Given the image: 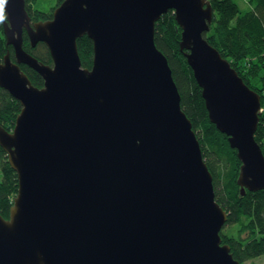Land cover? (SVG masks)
<instances>
[{
    "label": "water",
    "instance_id": "95a60500",
    "mask_svg": "<svg viewBox=\"0 0 264 264\" xmlns=\"http://www.w3.org/2000/svg\"><path fill=\"white\" fill-rule=\"evenodd\" d=\"M2 7L14 60L8 51L0 61V86L21 109L11 130L0 125L18 179L9 218L0 215V264H240L222 243L226 210L154 43L156 21L173 9L209 121L241 162L240 193L264 189L260 95L203 37L210 1L62 0L32 23L25 0ZM24 30L51 64L25 51ZM83 35L90 68L78 54Z\"/></svg>",
    "mask_w": 264,
    "mask_h": 264
},
{
    "label": "trees",
    "instance_id": "16d2710c",
    "mask_svg": "<svg viewBox=\"0 0 264 264\" xmlns=\"http://www.w3.org/2000/svg\"><path fill=\"white\" fill-rule=\"evenodd\" d=\"M34 0H25L32 21L52 17L49 11H31ZM62 0H57L60 4ZM213 9L209 30L203 37L225 57L243 81L260 94L261 111L255 131V140L264 155V0H247L253 8L242 10L234 0H209ZM55 6V7H56ZM163 14L154 26V43L166 56L173 79L180 93V106L192 123L199 141L202 156L211 174L216 201L226 210L227 220L223 227L230 234L220 232L222 243L230 246L233 257L240 264L264 255V189L245 190L240 193L236 180L240 160L236 150L230 147L228 137L209 121L201 87L180 50L181 28L174 14ZM4 15V11H3ZM5 16V15H4ZM23 48L44 63L51 64L50 52L44 42L30 47L27 32L22 33ZM77 49L83 67L90 68L93 59V43L88 36L77 38ZM13 55V47L7 44L4 19L0 22V61L6 52ZM36 86L43 79L33 69L20 64ZM20 103L0 86V125L7 130L14 126ZM0 213L7 215L16 193L18 179L7 161L6 151L0 146ZM246 243L245 246H242ZM264 264V263H263Z\"/></svg>",
    "mask_w": 264,
    "mask_h": 264
},
{
    "label": "rangeland",
    "instance_id": "374dc122",
    "mask_svg": "<svg viewBox=\"0 0 264 264\" xmlns=\"http://www.w3.org/2000/svg\"><path fill=\"white\" fill-rule=\"evenodd\" d=\"M240 7V9L242 10H247V9H250V8H253V6L247 1V0H234ZM31 5V2L29 1V3ZM57 0H39L37 3L34 4V6L36 8H39L41 10H44V11H49L50 9H55L57 6ZM56 6V7H55ZM25 7H26V2H25ZM31 8H32V5H31ZM27 10V9H26ZM54 11V10H53ZM52 11V13H53ZM169 11H171L170 13L171 14H174V10L171 9V10H168L166 13H168ZM28 12V11H27ZM164 13V14H166ZM29 15V13H28ZM163 15V14H162ZM30 17V15H29ZM174 18H175V14H174ZM160 19V18H159ZM39 20H46V19H39ZM39 20H35V21H39ZM158 21V20H157ZM156 21V22H157ZM176 21V19H175ZM30 22L32 23L33 21L31 20V17H30ZM177 23V21H176ZM178 25V23H177ZM179 26V25H178ZM180 27V26H179ZM181 28V27H180ZM205 33V32H204ZM182 51V50H181ZM185 56V55H184ZM186 58V57H185ZM83 67V66H82ZM7 155V154H6ZM8 161V159H7ZM224 226V225H223ZM223 233H226V234H230V228L229 230H227V226L223 227ZM264 263V256H260V257H257V258H254L252 261H246L244 262L243 264H263Z\"/></svg>",
    "mask_w": 264,
    "mask_h": 264
},
{
    "label": "bare ground",
    "instance_id": "6f19581e",
    "mask_svg": "<svg viewBox=\"0 0 264 264\" xmlns=\"http://www.w3.org/2000/svg\"><path fill=\"white\" fill-rule=\"evenodd\" d=\"M39 0H34L33 2V5H32V8H31V11L32 12H34V11H36V10H40L39 8H36L35 6H34V4L35 3H37ZM36 45H34V46H32V45H30V47H35ZM26 52H28L27 50H25ZM29 54H31L30 52H28ZM10 54V53H9ZM32 55V54H31ZM32 56H34V55H32ZM35 57V56H34ZM10 58L12 59V60H14V54L13 55H10ZM28 76V75H27ZM28 78H29V76H28ZM30 79V78H29ZM21 106V105H20ZM20 109H21V107H20ZM20 112V111H19ZM19 112H18V114H19ZM17 114V115H18ZM16 115V116H17ZM0 177H1V180H2V177H3V172H2V170L0 169ZM18 187V186H17ZM18 189V188H17ZM16 193H17V190H16ZM16 193H15V195H16ZM173 193L176 195V196H180V194H179V189L178 188H175L174 190H173ZM14 195V196H15ZM13 196V197H14ZM12 204V203H11ZM11 206V205H10ZM9 210H10V207H9ZM9 210H8V214L7 215H2L1 213H0V215L4 218V219H8L9 218ZM221 231H223V228H221V230H220V232ZM221 236V235H220ZM246 245V243H244L242 246H245ZM261 256H264V255H261ZM247 261V260H246Z\"/></svg>",
    "mask_w": 264,
    "mask_h": 264
},
{
    "label": "clouds",
    "instance_id": "9594fccd",
    "mask_svg": "<svg viewBox=\"0 0 264 264\" xmlns=\"http://www.w3.org/2000/svg\"><path fill=\"white\" fill-rule=\"evenodd\" d=\"M2 4H3V0H0V22H2L4 19Z\"/></svg>",
    "mask_w": 264,
    "mask_h": 264
},
{
    "label": "flooded vegetation",
    "instance_id": "af4514ba",
    "mask_svg": "<svg viewBox=\"0 0 264 264\" xmlns=\"http://www.w3.org/2000/svg\"><path fill=\"white\" fill-rule=\"evenodd\" d=\"M257 92V91H256ZM260 95V94H259ZM262 109H261V107H260V111H261ZM260 113V112H259ZM258 125V124H257ZM236 150V149H235ZM241 163V162H240Z\"/></svg>",
    "mask_w": 264,
    "mask_h": 264
}]
</instances>
